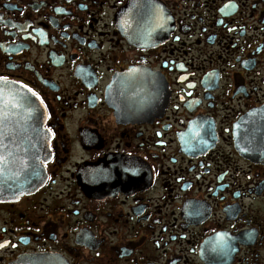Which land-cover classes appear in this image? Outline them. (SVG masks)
<instances>
[{"label": "flooded vegetation", "instance_id": "obj_1", "mask_svg": "<svg viewBox=\"0 0 264 264\" xmlns=\"http://www.w3.org/2000/svg\"><path fill=\"white\" fill-rule=\"evenodd\" d=\"M3 84L49 147L0 264H264V0H0Z\"/></svg>", "mask_w": 264, "mask_h": 264}, {"label": "water", "instance_id": "obj_2", "mask_svg": "<svg viewBox=\"0 0 264 264\" xmlns=\"http://www.w3.org/2000/svg\"><path fill=\"white\" fill-rule=\"evenodd\" d=\"M0 110L9 124L4 150H0V201H4L43 183L41 162L47 160L49 142L43 130V105L26 89L0 85Z\"/></svg>", "mask_w": 264, "mask_h": 264}]
</instances>
